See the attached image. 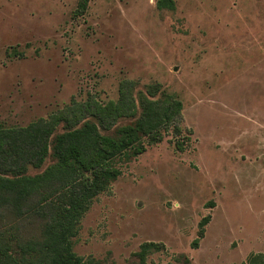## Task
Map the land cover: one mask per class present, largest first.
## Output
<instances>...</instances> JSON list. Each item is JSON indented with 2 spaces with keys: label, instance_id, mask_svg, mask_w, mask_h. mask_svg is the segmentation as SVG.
<instances>
[{
  "label": "rangeland",
  "instance_id": "1",
  "mask_svg": "<svg viewBox=\"0 0 264 264\" xmlns=\"http://www.w3.org/2000/svg\"><path fill=\"white\" fill-rule=\"evenodd\" d=\"M0 0V123L160 83L184 108L94 200L74 249L133 264H240L264 253V0ZM183 143V150L176 147ZM209 215L198 246L200 220Z\"/></svg>",
  "mask_w": 264,
  "mask_h": 264
},
{
  "label": "trees",
  "instance_id": "2",
  "mask_svg": "<svg viewBox=\"0 0 264 264\" xmlns=\"http://www.w3.org/2000/svg\"><path fill=\"white\" fill-rule=\"evenodd\" d=\"M157 6L163 13L176 9L174 0ZM139 86L123 79L115 99L73 98L26 125L0 123V264H120L83 257L74 244L94 200L121 174L117 164L160 142L170 128L181 132L182 100L160 83ZM209 219L200 220L194 247ZM164 249L146 241L132 253L133 264H150L149 255ZM176 264L190 259L178 253ZM240 264H264V253Z\"/></svg>",
  "mask_w": 264,
  "mask_h": 264
}]
</instances>
